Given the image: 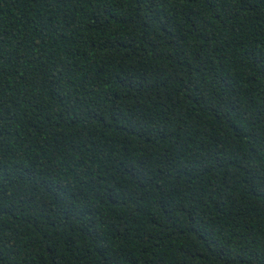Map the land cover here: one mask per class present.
Segmentation results:
<instances>
[{
  "label": "trees",
  "instance_id": "16d2710c",
  "mask_svg": "<svg viewBox=\"0 0 264 264\" xmlns=\"http://www.w3.org/2000/svg\"><path fill=\"white\" fill-rule=\"evenodd\" d=\"M0 264H264V0H0Z\"/></svg>",
  "mask_w": 264,
  "mask_h": 264
}]
</instances>
